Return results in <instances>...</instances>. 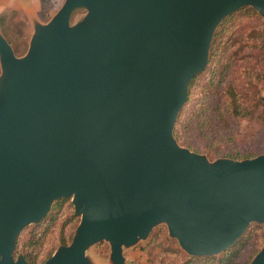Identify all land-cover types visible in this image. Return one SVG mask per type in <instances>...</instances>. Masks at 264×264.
Wrapping results in <instances>:
<instances>
[{"label": "water", "instance_id": "1", "mask_svg": "<svg viewBox=\"0 0 264 264\" xmlns=\"http://www.w3.org/2000/svg\"><path fill=\"white\" fill-rule=\"evenodd\" d=\"M243 6L264 19V0H64L47 21L28 14L21 56L0 30V264H28L16 237L60 198L80 222L41 264H127L160 223L214 256L264 224V153L209 161L173 135L217 25Z\"/></svg>", "mask_w": 264, "mask_h": 264}, {"label": "rangeland", "instance_id": "2", "mask_svg": "<svg viewBox=\"0 0 264 264\" xmlns=\"http://www.w3.org/2000/svg\"><path fill=\"white\" fill-rule=\"evenodd\" d=\"M52 1L54 10L43 16L39 0H0V17H6L5 25L17 35V38L13 35L8 38L16 42V45L9 43L17 56L23 55L28 48L31 34L28 14L33 12L41 21H47L64 0ZM85 13L84 8H75L70 23L82 19ZM232 14L235 15L227 22L220 36L218 54L213 57L211 54L214 50L211 48L215 34ZM18 42L21 43L17 45ZM263 75L264 19L252 6H243L222 19L215 29L207 64L190 81L187 100L177 115L173 127L177 142L191 151L204 154L209 161L218 158L242 160L263 154ZM229 86L236 87L240 95L237 114L228 102L226 91ZM181 121L184 122V126H180L183 138L178 140L175 129ZM71 199H58L40 221L27 225L18 233L14 258L19 254L25 257L26 252H31L37 264H41L59 246L71 242L80 222ZM239 242H243L240 245V260L250 264L264 243V224L251 222L230 248L208 257L219 258ZM124 254L127 264H182L186 257H201L188 255L169 235L164 223L153 227L146 239L125 250ZM92 255L97 261L106 262L109 257L108 243L101 241L95 244Z\"/></svg>", "mask_w": 264, "mask_h": 264}, {"label": "trees", "instance_id": "3", "mask_svg": "<svg viewBox=\"0 0 264 264\" xmlns=\"http://www.w3.org/2000/svg\"><path fill=\"white\" fill-rule=\"evenodd\" d=\"M40 3V13L43 16H47L51 11L54 10V3L52 0H39ZM236 14V13H235ZM232 14L229 18H226L225 22L221 24L222 26L219 28V30L215 34V39L213 40V45H212V50L213 51V57L216 56L218 53L216 52L218 49V45L221 42L220 36L223 34L226 28L227 22L235 15ZM5 16L0 17V30L2 34L7 38L8 42H10L12 45H16V42H12L10 39V35H13V37L17 38V35L15 33H12L11 30L9 29L8 26L5 25ZM21 42H18L20 44ZM18 47V46H16ZM16 50V48H15ZM264 77V75H263ZM227 97L229 99V104H231L233 111L235 113H239V104H238V99H240L239 92L236 90V87L234 86H229V88L226 91ZM187 125V124H186ZM185 125V126H186ZM180 126H184V122H178L177 127L175 129V136L177 137L178 140H182L183 135L180 130ZM246 157H251V156H246ZM243 244V242H241ZM240 242L237 243L232 249H230L226 254L219 258L215 257H208V256H201V257H186L182 264H245L241 262L240 258ZM18 245V243H17ZM25 258L28 262V264H37L36 262V257L32 256L31 252H26L25 253Z\"/></svg>", "mask_w": 264, "mask_h": 264}]
</instances>
